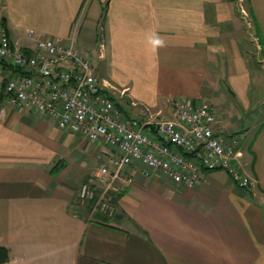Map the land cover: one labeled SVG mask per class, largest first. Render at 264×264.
I'll list each match as a JSON object with an SVG mask.
<instances>
[{
    "label": "crops",
    "instance_id": "crops-1",
    "mask_svg": "<svg viewBox=\"0 0 264 264\" xmlns=\"http://www.w3.org/2000/svg\"><path fill=\"white\" fill-rule=\"evenodd\" d=\"M234 1L0 0L12 49L33 53L29 31L71 39L130 118L175 121V100L210 103L216 131L239 136L236 166L253 182L239 189L204 170L189 189L136 171L130 187L103 194L92 173L118 155L10 105L4 85L20 72L0 61L3 264H264V56ZM248 1L264 40V0ZM89 182L96 196L81 203ZM101 196L111 216L97 209Z\"/></svg>",
    "mask_w": 264,
    "mask_h": 264
},
{
    "label": "built area",
    "instance_id": "built-area-1",
    "mask_svg": "<svg viewBox=\"0 0 264 264\" xmlns=\"http://www.w3.org/2000/svg\"><path fill=\"white\" fill-rule=\"evenodd\" d=\"M27 37L34 42L32 54L12 49L0 30V61L20 72L6 81L3 95L16 109L45 115L61 131L114 151L118 158L113 169L100 166L92 173L93 180L105 187L103 194L130 187L136 171L160 173L174 185L194 189L202 171L221 170L237 188L253 186L236 166L239 136L216 131L217 118L210 103L175 100V121L130 118L103 92L91 71V61L72 44L55 43L32 31ZM93 185L79 187L81 203L95 198ZM96 206L102 214L114 213L103 196Z\"/></svg>",
    "mask_w": 264,
    "mask_h": 264
},
{
    "label": "rangeland",
    "instance_id": "rangeland-1",
    "mask_svg": "<svg viewBox=\"0 0 264 264\" xmlns=\"http://www.w3.org/2000/svg\"><path fill=\"white\" fill-rule=\"evenodd\" d=\"M235 4H236V13L235 15H237L240 19V22L242 23L241 24V27L244 28L245 30H247V34H251L253 36V30H254V27H253V24H252V20H251V17L249 16V9L251 8L250 5H249V1L248 0H235L234 1ZM5 32V31H4ZM33 32V31H32ZM34 33V32H33ZM6 34V33H5ZM7 35V34H6ZM35 36H38L34 33ZM8 37V36H7ZM41 37V36H39ZM44 39V37H42ZM249 38V37H248ZM27 39L29 41H31L28 37ZM46 39V38H45ZM9 40V39H8ZM48 40H51V39H48ZM53 41V40H51ZM10 42V41H9ZM33 42V41H32ZM55 42V41H53ZM34 43V42H33ZM55 43H58V42H55ZM65 44H72L73 46V41L70 39L68 43H65ZM74 48V46H73ZM75 49V48H74ZM75 51L79 52L81 55H83L84 57L88 58L87 56L84 55L83 52H80L79 50H76ZM90 60V59H89ZM91 71L92 73L94 74V68H93V64L91 63ZM95 75V74H94ZM99 83V82H98ZM100 84V83H99ZM116 99V97H115ZM121 104L123 105V103L121 102Z\"/></svg>",
    "mask_w": 264,
    "mask_h": 264
},
{
    "label": "trees",
    "instance_id": "trees-1",
    "mask_svg": "<svg viewBox=\"0 0 264 264\" xmlns=\"http://www.w3.org/2000/svg\"><path fill=\"white\" fill-rule=\"evenodd\" d=\"M248 13H249V16L251 17L252 24L255 30V35L258 39L259 46L261 48V55L264 56V40H262L261 38L260 30H259L256 20L254 19V15H253L251 8L249 9ZM7 259H8V251L5 248L0 247V264L5 263Z\"/></svg>",
    "mask_w": 264,
    "mask_h": 264
},
{
    "label": "clouds",
    "instance_id": "clouds-1",
    "mask_svg": "<svg viewBox=\"0 0 264 264\" xmlns=\"http://www.w3.org/2000/svg\"><path fill=\"white\" fill-rule=\"evenodd\" d=\"M154 46H163V41L159 38L153 41Z\"/></svg>",
    "mask_w": 264,
    "mask_h": 264
}]
</instances>
